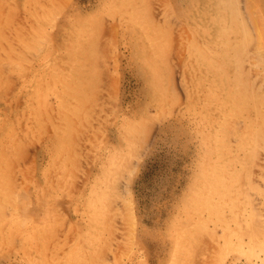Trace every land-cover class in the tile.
<instances>
[{"label": "rangeland", "instance_id": "rangeland-1", "mask_svg": "<svg viewBox=\"0 0 264 264\" xmlns=\"http://www.w3.org/2000/svg\"><path fill=\"white\" fill-rule=\"evenodd\" d=\"M193 1L0 0V163L14 161L22 201L6 213L52 205L50 238L34 244L46 264H80L91 232L102 243L81 264H264V142L231 135L230 158L203 176L204 138L225 133L216 108L205 115L209 85L192 95ZM249 1L234 0L254 33L242 71L264 95ZM0 264L26 262L0 243Z\"/></svg>", "mask_w": 264, "mask_h": 264}, {"label": "bare ground", "instance_id": "bare-ground-1", "mask_svg": "<svg viewBox=\"0 0 264 264\" xmlns=\"http://www.w3.org/2000/svg\"><path fill=\"white\" fill-rule=\"evenodd\" d=\"M249 2L248 5L250 6L247 12L249 17L251 16V22L253 21V25L256 26L255 31L258 30L256 32L258 38L256 39H258V49L260 51L257 55L262 54L261 57L264 60V7L260 6L262 4L260 0H250ZM237 10L238 8L234 9V0H194L190 13V18L192 21L194 20L193 24L198 28L193 36L194 41L188 42L186 45L190 53L188 69L192 71L191 75L193 76L190 77L193 86L192 95L203 98L204 96L200 93L205 86L209 85L206 88L208 93L207 104L203 105V109H208L205 113L206 117L212 116L210 115L212 109L216 108L218 110L216 114L217 117H220L218 126L225 133L222 138L215 136L214 133L204 138V148L207 150L206 159L204 160V177L210 175L211 172H219L223 165L222 158H230L232 151L228 148V139L231 135L238 138V144L241 148L249 146L250 143L253 147H256L264 142V95L256 93L248 87L247 83L249 82L246 83L242 71V66H244L242 65L244 64L242 47L249 45L253 40L251 37L254 33L252 34L249 29L245 28L247 27L245 17L243 19L245 22H243L242 14L240 15V11L237 12ZM235 11L239 15L235 14ZM239 16H241V19ZM137 31L142 33L140 29ZM165 31L167 29L163 32ZM158 32L163 33L160 29ZM198 36H202V42L197 39ZM257 64L260 65L259 62ZM256 118L259 120L256 121ZM219 131L220 129H216V134ZM242 160L238 154L237 159H234L233 162L237 163L236 165H242ZM12 161L11 159L10 161H4L3 164L0 163V193H6L5 199L0 196V230L2 234L0 243L2 252L7 249H13L14 251L16 249L24 254L26 264H46V256L44 257L42 253L44 250H36L34 254V244L43 245L50 238V230L56 224L54 216H51L52 205L45 204L41 208H39L40 206L36 207L37 209L33 211L34 214L26 209L21 214L15 210L10 211L9 215L11 216H7L6 208L8 206L11 205L13 209L20 210L22 203L20 197L15 196L12 191L11 179L9 181L8 174L13 171L12 167L14 166ZM244 170L235 171L236 180L241 179ZM59 182H62L61 178H59L58 185ZM106 196V194L99 196L93 206L104 202ZM104 206L107 207L105 203ZM92 212V216L96 220L100 216L105 218L102 224L100 223L102 228L98 230L102 231L104 229L103 232L108 230L109 228L105 230V226L106 228L110 227L109 212H104L102 208L93 209ZM105 214H107L106 217ZM101 233L100 236L103 234ZM98 234L91 232L86 237L88 240L87 245L78 243L76 247L79 252L77 261L80 264L83 262L91 263L92 260H95L97 246L102 243ZM84 236L86 235L84 234ZM16 242H18L19 249L16 248ZM45 246L46 244L42 248L44 249ZM57 262L59 263V260Z\"/></svg>", "mask_w": 264, "mask_h": 264}]
</instances>
